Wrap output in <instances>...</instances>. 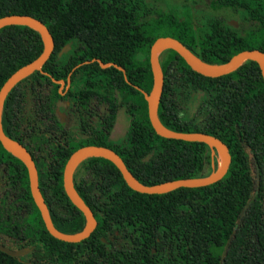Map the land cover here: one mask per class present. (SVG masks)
<instances>
[{
    "label": "trees",
    "instance_id": "1",
    "mask_svg": "<svg viewBox=\"0 0 264 264\" xmlns=\"http://www.w3.org/2000/svg\"><path fill=\"white\" fill-rule=\"evenodd\" d=\"M215 1L239 13L248 26L239 30L222 16L194 20L191 9L178 7L155 16L145 0H0V17L34 16L55 40L43 65L48 74L35 71L12 89L1 121L5 132L31 152L59 230L75 233L86 224L63 181L69 157L84 145L114 149L146 185L208 176L218 169L219 153L208 144L157 134L142 92L153 88L150 49L161 36L179 39L208 64L226 63L246 49L264 51V0ZM43 50L42 36L32 27L1 28L0 89ZM94 58L125 72L87 62ZM160 64L165 80L159 118L172 130L223 140L232 155L226 175L206 186L141 193L112 161L89 156L76 168L73 182L98 225L88 238L67 242L46 228L27 166L0 141V243L32 248L20 257L0 250V264H125L129 258L146 260L143 264H264V77L259 64L248 59L228 74L210 77L192 69L174 49L164 50ZM52 78L70 80L67 95ZM195 95L198 106L191 113ZM59 102L68 104L63 111L69 125L61 120ZM97 108L99 119L89 122ZM122 109L129 127L113 139Z\"/></svg>",
    "mask_w": 264,
    "mask_h": 264
},
{
    "label": "water",
    "instance_id": "2",
    "mask_svg": "<svg viewBox=\"0 0 264 264\" xmlns=\"http://www.w3.org/2000/svg\"><path fill=\"white\" fill-rule=\"evenodd\" d=\"M12 24L27 25L37 30L42 36L44 42V50L36 59L23 65L13 74H11V76L6 80V82L0 89V141L9 150L15 153L27 166L32 196L41 212L46 228L54 237L67 242H80L88 238L98 225V221L93 210L79 195L73 182V175L76 168L82 160L89 156H100L112 161L121 171L127 184L132 189L141 193H166L180 187L206 186L221 180L226 175L232 161V155L230 153L228 145L223 140H221L217 136L204 132H180L172 130L164 125L159 118L158 109L164 90L165 80L160 64V57L165 49H174L186 60V62L191 66L192 69L205 76L210 77H218L228 74L246 60L251 59L259 64L262 75L264 77V51L260 49H246L232 56L231 59L226 63L208 64L199 59L179 39L172 36H161L154 41L150 49V63L154 78L153 88L150 92L142 90L145 99L148 102V112L152 126L154 127L157 134L166 138L199 141L208 144L210 147L217 150L219 155L222 156L223 162L219 164V167L216 171L212 172L208 176L174 179L153 185H146L141 183L133 176V174L127 168V165L125 164L123 158L114 149L107 146L95 144L84 145L72 152L71 156L69 157L64 168L63 181L64 188L68 197L74 203V205H76L83 212L86 218V224L81 231L75 233H66L59 230L53 223L48 205L41 192L39 186L38 168L31 152L21 141L12 138L5 132L1 121L4 101L7 98L9 92L19 82L30 76L35 71H42L43 73L48 74L46 71H43V65L47 62L54 51L55 40L47 25L42 20L34 16L28 14H10L0 17V29ZM92 61H98L103 68L115 66L125 72V68L117 65L114 62H103L99 58H94L93 60L87 62ZM52 79L55 83L61 84V91V88H63V86L66 84L65 80H57L55 78ZM69 85L70 80L67 87H69ZM61 93L64 92L61 91ZM228 245L229 242L226 244L223 255L228 249ZM0 250L11 256L20 257L32 251V248L25 247L20 249H12L0 243Z\"/></svg>",
    "mask_w": 264,
    "mask_h": 264
},
{
    "label": "rangeland",
    "instance_id": "3",
    "mask_svg": "<svg viewBox=\"0 0 264 264\" xmlns=\"http://www.w3.org/2000/svg\"><path fill=\"white\" fill-rule=\"evenodd\" d=\"M149 6H151L153 15L157 16V14L166 13L169 11L170 7H178L180 10L185 12L188 9H191L194 20L197 18H208L211 16H222L224 17L230 24L234 25L239 30H244L248 24L243 21L241 15L234 10H232L228 6H224L219 4L215 0H199L197 4L193 2V0H145ZM62 89V88H61ZM198 95H195L193 100L189 103V110L191 113L196 111L198 106V100L196 99ZM58 113L60 116H65L63 107L64 104L59 102L57 104ZM129 127V120L126 117L125 111L122 109L119 111L116 124L114 129L112 130L111 137L113 139H118L124 136L127 129ZM220 162V155L218 157V163ZM220 164V163H219ZM219 167V166H218Z\"/></svg>",
    "mask_w": 264,
    "mask_h": 264
},
{
    "label": "flooded vegetation",
    "instance_id": "4",
    "mask_svg": "<svg viewBox=\"0 0 264 264\" xmlns=\"http://www.w3.org/2000/svg\"><path fill=\"white\" fill-rule=\"evenodd\" d=\"M67 85L68 84H65L63 86V88H62V89H64V93H63L64 95H67L68 92H69L70 85H69V87H67ZM63 104H64V107L63 108L66 109V107L68 106V104L66 102H63ZM98 111H99V108L95 109V113H94L95 118H92L91 120L88 119L89 122H91V121L93 122L94 120H98L99 119V117L97 116L99 114ZM89 113L90 112L88 111V114ZM64 115H65L64 117L61 116V120L63 121V123L66 124V125L71 124V118H70V116L68 114H64ZM153 251H155V249H153ZM144 261L146 263V260H144V259L138 260V259H131V258H129V259L124 260L125 264H143Z\"/></svg>",
    "mask_w": 264,
    "mask_h": 264
},
{
    "label": "bare ground",
    "instance_id": "5",
    "mask_svg": "<svg viewBox=\"0 0 264 264\" xmlns=\"http://www.w3.org/2000/svg\"><path fill=\"white\" fill-rule=\"evenodd\" d=\"M164 52V51H163ZM223 162V159H222V156H220V162L219 163H222Z\"/></svg>",
    "mask_w": 264,
    "mask_h": 264
}]
</instances>
